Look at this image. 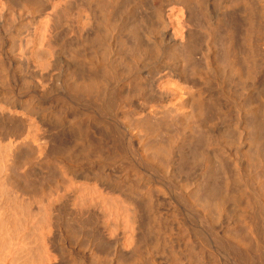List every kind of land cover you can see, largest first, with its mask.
<instances>
[{"label": "bare ground", "instance_id": "obj_1", "mask_svg": "<svg viewBox=\"0 0 264 264\" xmlns=\"http://www.w3.org/2000/svg\"><path fill=\"white\" fill-rule=\"evenodd\" d=\"M0 264H264V0H0Z\"/></svg>", "mask_w": 264, "mask_h": 264}, {"label": "rangeland", "instance_id": "obj_2", "mask_svg": "<svg viewBox=\"0 0 264 264\" xmlns=\"http://www.w3.org/2000/svg\"><path fill=\"white\" fill-rule=\"evenodd\" d=\"M65 155H67V154H64V157H65ZM67 156H68V155H67ZM64 157H63V155H62V157L60 156L59 158H60V159H62V158L64 159ZM74 158H75V157H74ZM65 159H66V158H65ZM66 160H67V159H66ZM75 160H76V159H75ZM52 171H53V170H51V173H52ZM66 184H67V183H66ZM65 186H66V185H65ZM65 186H64V187H65ZM67 186H69V184H67ZM67 186H66V188H67Z\"/></svg>", "mask_w": 264, "mask_h": 264}]
</instances>
